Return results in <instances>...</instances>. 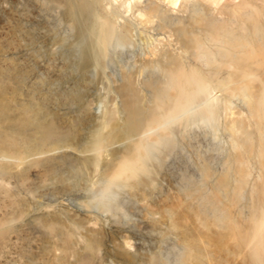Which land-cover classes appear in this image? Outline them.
Segmentation results:
<instances>
[{
	"label": "bare ground",
	"instance_id": "6f19581e",
	"mask_svg": "<svg viewBox=\"0 0 264 264\" xmlns=\"http://www.w3.org/2000/svg\"><path fill=\"white\" fill-rule=\"evenodd\" d=\"M177 1L132 4L140 24L136 31L104 0H0L7 4L2 8H13L17 21L11 33L29 37L27 52L21 45L20 50L41 66L28 78L29 61L0 58V174L33 171L49 177L62 169L63 190L50 198L54 203L30 210L27 220L55 233L61 252L65 245L70 249L78 229L91 230L74 251L78 264H97L94 229L120 232L115 217L120 197L153 183L160 168L194 199L191 207L201 223L225 224L220 239L264 264V0H202L210 8L219 5L221 17L195 1L186 18L172 13ZM22 20L28 27L19 25ZM146 32L159 45L155 41V49L138 54L134 39ZM106 74L115 77L110 83L118 102L95 113L91 105ZM220 105L235 109L224 119L228 147L217 138ZM74 125L84 128L79 144L60 145ZM188 149L195 156L191 168L184 163ZM62 150L66 154L57 156ZM203 174L216 176L213 189L202 188ZM221 190L229 191L228 210ZM170 248L164 247L167 259L183 253L180 248L170 254ZM151 255L149 264L163 263L160 255Z\"/></svg>",
	"mask_w": 264,
	"mask_h": 264
},
{
	"label": "rangeland",
	"instance_id": "374dc122",
	"mask_svg": "<svg viewBox=\"0 0 264 264\" xmlns=\"http://www.w3.org/2000/svg\"><path fill=\"white\" fill-rule=\"evenodd\" d=\"M137 1L138 0H104V3L110 10L115 12V17H118L117 19L121 18L120 20L132 21L133 23L131 22V25L134 24L135 30L138 31L140 29V24L137 22L139 18L137 15L135 17V14L130 12H134L133 8H135L134 5ZM178 1L176 4L172 5L171 8L177 12L172 11V13L179 16L181 15L184 18H186L185 15H189L191 4L195 1L197 3L201 2L198 4H203L205 7L210 8V5H206L207 1L203 2L204 0H180L179 2L181 4ZM138 2L137 4H140L141 2H143L141 4H144V0H139ZM156 2L162 4L161 0H154L155 4ZM208 4H211V2H208ZM219 4L221 5L223 2H220ZM5 5L7 4L0 5V58H11L13 62L15 61L20 64L29 61V64L27 65L28 67L26 68L28 73L25 76L30 78L34 76L35 73L40 72L41 66L37 61L27 59L23 53L27 52L24 48L27 47L29 37H26L25 34L22 33L17 37L11 33L17 20H15L12 15L13 8L10 9V6L2 8L5 7ZM25 5L29 8L28 11H31V5ZM179 6H181L182 9ZM213 6L214 5H211V8L209 9L212 15L216 16L217 13V16L221 17L222 15L218 14L220 12L218 11L219 9H217L219 5ZM8 9L11 12V16L10 13L8 15L6 14L8 13ZM126 12H128L129 15ZM27 24L28 22H23L22 20V23L20 21L19 25L22 27H28ZM153 27L154 26L150 27V29H153ZM146 35L142 39L143 41L138 38L134 39V42L138 46L140 44L137 49L138 54L144 53V50L148 51L153 48L155 49V45L156 47L159 45L152 32H146ZM165 37L168 38L164 35L163 39ZM155 41L157 44L153 43ZM151 44L153 46L152 48ZM20 45L23 48V52L20 50ZM181 58L186 62L188 61V58L184 55H182ZM139 74L142 78L145 73L142 71L143 75L141 73ZM139 74L137 77L140 82L141 78L139 77ZM49 76L51 78L54 77V75L48 73L47 78ZM112 77L113 79L115 78L111 75L109 77V75L106 74L104 77L106 82L103 81L104 84H101V90L99 89L98 94H95V100L91 105V107H94L95 105V107L92 108L95 113H98L99 110L106 108L107 106H111V101L115 102L113 105H117L118 97L111 84L113 80ZM217 91L218 90L216 89L214 90L216 94H219V91ZM109 95L111 97H109ZM98 96L99 98H103L100 99L99 103L95 102L97 101L96 98H98ZM109 98H111V100ZM96 105H99V108H97ZM232 108L230 107L229 109L228 106V111L225 105H220V110L218 111L219 124L217 138L220 142L227 144V147L229 146L228 143H230V133L225 129L228 127L225 125L227 121H224L233 115L231 112L235 109L233 108L232 110ZM64 109H67V112H71V108L69 107ZM226 110L229 115L225 113ZM63 111L61 110L60 112L62 113ZM225 114H227L226 117ZM221 115H223L222 118ZM222 122L223 124L225 123L224 125L226 127ZM221 125L223 127L222 130ZM69 130V134L63 139L60 145L69 144L76 146L79 144L80 136H82L84 130L83 126L74 125L69 127ZM187 152L188 154L184 153V160H187V162L184 163L188 165L191 163V160L195 162V156L191 150L188 149ZM65 154V150L56 153L57 156L61 157ZM219 165L221 164L217 163L214 165L216 171L221 170L222 166ZM188 167H190V165H188ZM256 168V163L252 162V177L256 174ZM61 172V168L55 169L54 174L49 177L41 176L33 171L24 173L23 176L20 175V173L0 174V264H78L74 251H80L83 244L82 235L91 236L93 233L91 230L86 231L78 229V232H75L70 239V249L67 250L68 245H65L64 251L61 252L57 248L60 247V243L55 240V233H49L45 226L42 229L35 227V225H31L27 220L30 210L38 208L39 205L54 203L50 198L53 195L60 194L61 190H63L62 188L66 185L65 182H63ZM204 175L206 174H203L201 177L202 188L204 190L213 189L216 176ZM65 177H69V175ZM66 187H68V185ZM142 187L143 186L134 187L131 188V190L130 188L127 189L126 193L122 194L124 196L126 195L127 198L120 197L119 199L121 206L116 210L115 217L116 220H118L117 222H121V224L118 226L120 229L117 230L122 231L126 226V232H118L115 230L109 231L105 229L106 226H103V229H94L97 232H95L97 235L95 237L96 239H94L96 253L95 261L97 264H149V255L152 256L151 254L153 253L160 255V262H163L160 264H262L249 258L247 251L237 248L230 240H227L226 238L220 239L219 235L227 230L225 224L222 223L221 225H216L212 220H208L206 223H201L191 207L192 204L195 203L194 199L185 196L184 190L179 189L178 181L174 177L168 175L163 168L158 170L153 183L151 182L146 184L143 188ZM228 192L229 191L225 192V190H223V192L222 190L218 192L219 194L221 193L220 198L223 202L222 206L223 208L225 207L226 210L229 208ZM72 198L71 194L65 195V199L71 200ZM52 222L55 226L60 224L59 220L57 221V224L54 223L55 220ZM117 222L116 225H118ZM96 228H98V226ZM54 229H56V227ZM124 233L127 234V236H125ZM140 244L142 246H140ZM166 245L171 247L170 254L172 252H177L176 250L180 248L183 253L180 252L181 255L179 256L178 254L176 260H173L172 255L167 259L164 255V247ZM143 247L145 249H143ZM157 258H159V256H157Z\"/></svg>",
	"mask_w": 264,
	"mask_h": 264
}]
</instances>
